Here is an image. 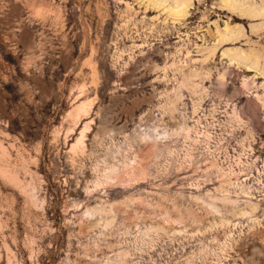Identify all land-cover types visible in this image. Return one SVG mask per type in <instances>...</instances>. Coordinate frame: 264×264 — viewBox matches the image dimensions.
<instances>
[{
    "label": "rangeland",
    "instance_id": "374dc122",
    "mask_svg": "<svg viewBox=\"0 0 264 264\" xmlns=\"http://www.w3.org/2000/svg\"><path fill=\"white\" fill-rule=\"evenodd\" d=\"M173 1L0 0V264H264V0Z\"/></svg>",
    "mask_w": 264,
    "mask_h": 264
},
{
    "label": "bare ground",
    "instance_id": "6f19581e",
    "mask_svg": "<svg viewBox=\"0 0 264 264\" xmlns=\"http://www.w3.org/2000/svg\"><path fill=\"white\" fill-rule=\"evenodd\" d=\"M173 9H171V15L174 17H183L186 14V9L189 6V0H174L173 1ZM262 13V12H260ZM239 14H244L241 10H239Z\"/></svg>",
    "mask_w": 264,
    "mask_h": 264
}]
</instances>
